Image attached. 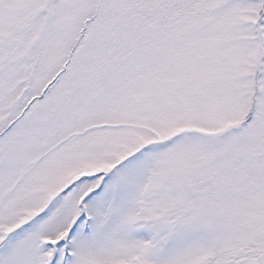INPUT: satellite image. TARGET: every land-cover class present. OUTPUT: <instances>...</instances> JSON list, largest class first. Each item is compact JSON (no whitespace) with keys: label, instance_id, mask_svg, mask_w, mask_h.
Listing matches in <instances>:
<instances>
[{"label":"snow or ice","instance_id":"6c2138e0","mask_svg":"<svg viewBox=\"0 0 264 264\" xmlns=\"http://www.w3.org/2000/svg\"><path fill=\"white\" fill-rule=\"evenodd\" d=\"M0 264H264V0H0Z\"/></svg>","mask_w":264,"mask_h":264}]
</instances>
